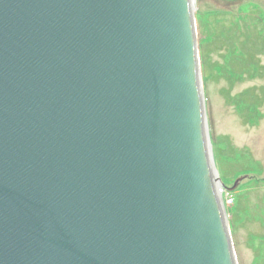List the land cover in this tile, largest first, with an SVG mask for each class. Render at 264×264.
I'll use <instances>...</instances> for the list:
<instances>
[{"label":"water","instance_id":"95a60500","mask_svg":"<svg viewBox=\"0 0 264 264\" xmlns=\"http://www.w3.org/2000/svg\"><path fill=\"white\" fill-rule=\"evenodd\" d=\"M193 11L0 0V264H236Z\"/></svg>","mask_w":264,"mask_h":264},{"label":"rangeland","instance_id":"374dc122","mask_svg":"<svg viewBox=\"0 0 264 264\" xmlns=\"http://www.w3.org/2000/svg\"><path fill=\"white\" fill-rule=\"evenodd\" d=\"M194 7L220 180L230 186L236 176L254 174L222 192L235 259L264 264V0H194Z\"/></svg>","mask_w":264,"mask_h":264},{"label":"bare ground","instance_id":"6f19581e","mask_svg":"<svg viewBox=\"0 0 264 264\" xmlns=\"http://www.w3.org/2000/svg\"><path fill=\"white\" fill-rule=\"evenodd\" d=\"M216 188H217L218 195H220V188H219V184L218 183H216Z\"/></svg>","mask_w":264,"mask_h":264}]
</instances>
